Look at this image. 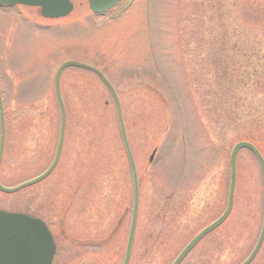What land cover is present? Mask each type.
I'll return each mask as SVG.
<instances>
[{
    "label": "rangeland",
    "instance_id": "374dc122",
    "mask_svg": "<svg viewBox=\"0 0 264 264\" xmlns=\"http://www.w3.org/2000/svg\"><path fill=\"white\" fill-rule=\"evenodd\" d=\"M71 4L53 20L37 8L0 9V183L14 187L47 168L60 127L54 74L64 62L91 66L117 95L136 168L139 229L129 264H169L224 211L233 145L260 142L264 159V0H123L105 17L86 0ZM59 90L60 160L35 187L46 192L47 212L61 210L58 263L121 264L132 178L114 103L96 75L77 68L61 72ZM253 121L263 125L254 130ZM24 195L0 193V210L21 212ZM168 196L183 198L184 214L157 227L155 213H171ZM263 210L258 163L241 150L221 251L212 234L181 264H239L258 239ZM250 264H264V238Z\"/></svg>",
    "mask_w": 264,
    "mask_h": 264
},
{
    "label": "water",
    "instance_id": "95a60500",
    "mask_svg": "<svg viewBox=\"0 0 264 264\" xmlns=\"http://www.w3.org/2000/svg\"><path fill=\"white\" fill-rule=\"evenodd\" d=\"M119 1L120 0H87V3L89 10L93 14L102 15L107 10L115 6ZM16 5L38 8L40 15L45 19L63 18L67 16L72 9L71 0H0L1 7H12ZM66 68H77V69L89 71L94 75H96L98 79L101 81V83L104 85V87L107 89L115 106L120 139L129 164L131 178H132V185H133L132 215H131L128 235L126 240L124 259L122 263V264H128L133 231H134L137 201H138V185L136 179V172L125 135L123 121L121 118L119 101L111 85L104 78V76L96 69L76 62H65L57 69L54 76V91L60 113V128H59L58 140H57L56 151L53 161L50 164V166L46 169V171L41 175H39L38 177H36L35 179L19 184L13 188H5L0 185V193L6 195L14 194L26 187L33 186L34 184L46 178L55 167L61 152L64 129H65V110L60 97L59 76L61 72ZM3 145H4V119H3V109L0 100V162L3 152ZM241 150H246L247 152H249L257 161L263 181V188H264V160L261 154L252 144L244 141L237 142L236 144L233 145L229 154L230 176H229L226 207L224 211L215 221H213L204 229H202L199 233H197L184 246V248L179 252L175 260L172 262V264H179L181 260L187 255V253L199 242V240L203 236H205L211 230L222 224L229 215L233 201V192H234V184H235V161L237 154ZM153 154L154 152L151 154L149 158V162L152 160ZM263 238H264V210H263L262 225H261L260 233L258 235V239L255 243L254 248L248 255V257L241 264H249L254 259L255 255L257 254L262 244ZM52 254H53V245L51 238L48 232L46 231V229L44 228V226L40 222L33 220L31 218L24 217L23 215L20 214H8L6 212L0 211V264H49Z\"/></svg>",
    "mask_w": 264,
    "mask_h": 264
},
{
    "label": "flooded vegetation",
    "instance_id": "af4514ba",
    "mask_svg": "<svg viewBox=\"0 0 264 264\" xmlns=\"http://www.w3.org/2000/svg\"><path fill=\"white\" fill-rule=\"evenodd\" d=\"M44 164L45 163L42 161V166ZM58 164H59V162H57V164L55 165V167H54L53 171L51 172V174H49L46 178H44L40 182L34 184L33 186L26 187V188H24L22 190V191L25 192V195L22 198V208H23V210L21 212L20 211H15V210H7V211H5L7 213L21 214L24 217L31 218L33 220H36V221L40 222L44 226V228L46 229V231L48 232V234H49V236L51 238L52 245H53V254H52V257H51V260H50L49 264H60V263H58V260L60 259V248L61 247H60V245L58 243V238L57 237H58V235L61 236V232H62L61 210L57 209V211L47 212L46 209H45L44 201H43V197H42V195L44 196V194H46V192L44 190H41V189L39 190L38 188H35V187H37V186L41 185L42 183H44L52 175V173L56 170ZM40 174L41 173L37 174V176L40 175ZM37 176L35 175V176L31 177V178H27V180H25V181L27 182V181H29L31 179H34ZM54 183L57 184L58 183V179L54 180ZM32 188H35V189H32ZM50 190H51V187H50ZM176 190H177V188H175L173 186L172 187V192H174ZM174 199H175L174 196H168L167 200H165L166 208L171 210L170 214L160 216L159 213H155L154 222H155V225L157 227L162 224V220L163 219H168L170 222H172V221H174V219L179 217L181 214H184V210L186 208V202L182 200L183 198H181L180 201H174ZM130 216H131V213H130ZM136 218L137 217H135L134 231H133V240H132V244H131V251H132V248H133V244L136 243L137 233H138V229H139L137 227L138 218H137V220H136ZM129 221H130V217H129ZM210 222H212V221H210ZM128 226H129V222H128ZM221 227H222V224L219 225L218 227L214 228L213 230H211L205 236H203L199 240V242L192 248V250H194L203 240L210 239L211 235L213 234L214 235V247L218 251H221V249H222V229H221ZM127 230H128V228H127ZM155 237L160 238L159 235H157V234H155ZM190 239L187 240V242L183 245V247L189 242ZM69 242L72 243L73 241L69 240ZM75 245H77V243H75ZM125 245H126V240H125ZM125 245H124V250H125ZM182 248L179 250V252L182 250ZM210 252H211V250H207L206 253L204 254L205 257H203V259H202L204 262L207 261L208 253H210ZM176 256H177V254L175 255V257ZM175 257L169 262V264H171L173 262ZM184 259L180 262V264L184 261ZM60 261H61V259H60ZM219 261H220V259H219Z\"/></svg>",
    "mask_w": 264,
    "mask_h": 264
},
{
    "label": "trees",
    "instance_id": "16d2710c",
    "mask_svg": "<svg viewBox=\"0 0 264 264\" xmlns=\"http://www.w3.org/2000/svg\"><path fill=\"white\" fill-rule=\"evenodd\" d=\"M238 123V122H240L239 121V117L238 116H236V117H234V120H233V123ZM263 124L261 123V122H259V123H256V122H252L251 124H250V128H253L254 130H256V128H258V127H260V126H262ZM238 140V139H237ZM240 140H242V141H246V142H249V143H251L259 152H260V146H262L261 145V143L260 142H257V141H255V140H253V139H239L238 141H240Z\"/></svg>",
    "mask_w": 264,
    "mask_h": 264
}]
</instances>
